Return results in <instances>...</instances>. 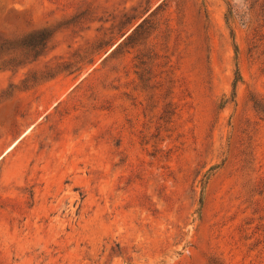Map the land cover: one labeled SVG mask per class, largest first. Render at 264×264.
I'll list each match as a JSON object with an SVG mask.
<instances>
[{
	"label": "rangeland",
	"instance_id": "rangeland-1",
	"mask_svg": "<svg viewBox=\"0 0 264 264\" xmlns=\"http://www.w3.org/2000/svg\"><path fill=\"white\" fill-rule=\"evenodd\" d=\"M254 101L264 0H0V264H264Z\"/></svg>",
	"mask_w": 264,
	"mask_h": 264
},
{
	"label": "trees",
	"instance_id": "trees-1",
	"mask_svg": "<svg viewBox=\"0 0 264 264\" xmlns=\"http://www.w3.org/2000/svg\"><path fill=\"white\" fill-rule=\"evenodd\" d=\"M230 14V13H229ZM228 19V16H227ZM142 28V24L139 23L136 27H134L131 32H129L126 36H122L123 38L120 40H118L115 44H113V49L114 50H118L120 48H122L124 45H126V43H128V41H130V39H132L134 33H136L138 31V29ZM253 106L257 111H260L262 113H264V107H262V105H260V103L254 101L253 102ZM242 163H243V169L249 172L253 171V158L251 157V153L249 151L244 152L243 151V155H242Z\"/></svg>",
	"mask_w": 264,
	"mask_h": 264
}]
</instances>
